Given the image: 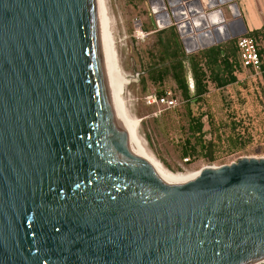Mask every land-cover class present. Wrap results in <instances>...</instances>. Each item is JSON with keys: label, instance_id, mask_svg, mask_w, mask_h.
<instances>
[{"label": "water", "instance_id": "water-1", "mask_svg": "<svg viewBox=\"0 0 264 264\" xmlns=\"http://www.w3.org/2000/svg\"><path fill=\"white\" fill-rule=\"evenodd\" d=\"M232 5L227 33L202 48L246 33ZM262 257L264 156L177 183L102 0H0V264Z\"/></svg>", "mask_w": 264, "mask_h": 264}, {"label": "rangeland", "instance_id": "rangeland-1", "mask_svg": "<svg viewBox=\"0 0 264 264\" xmlns=\"http://www.w3.org/2000/svg\"><path fill=\"white\" fill-rule=\"evenodd\" d=\"M163 1L164 7L170 14V21L167 25L160 24L158 20L155 0H102L141 112L167 171L173 175H193L204 166L230 163L241 156H264V78L261 74V67L257 70L239 69L236 72L239 83L228 85L223 90L208 83V91L204 100L193 106L196 113L213 114L220 125H231V117L239 120L238 129L244 133L243 146L231 153L227 152L224 147L217 148V159L212 163L200 157L187 160L182 156V142L186 136L184 101L171 77H166L162 84H153L145 78L146 73H144L145 67L151 61L150 51L152 52L155 47L156 30L162 28L160 26L177 25L183 21L182 17L174 15L171 1L175 0ZM192 1L197 0L175 1L178 10L186 12V19H193L196 16L188 11V6ZM201 1L198 0V2ZM201 3L205 14L216 12L218 8H221L227 21L234 19L230 7L232 3H236V0L219 2L214 7H207L204 2ZM237 17L239 18L240 15ZM226 40L223 39L221 42ZM258 42L257 39L259 53L261 44ZM262 56L264 60V52ZM186 77L190 89L193 90V79L188 69ZM163 89L170 92L169 96L174 99V105H148L146 103L147 94ZM157 109L160 112L155 114L154 111ZM203 120L204 130L207 131L206 137L209 138L212 135L210 134L211 125L208 124L206 115L203 116ZM226 129H228L227 126Z\"/></svg>", "mask_w": 264, "mask_h": 264}, {"label": "trees", "instance_id": "trees-1", "mask_svg": "<svg viewBox=\"0 0 264 264\" xmlns=\"http://www.w3.org/2000/svg\"><path fill=\"white\" fill-rule=\"evenodd\" d=\"M245 36H251L258 43L261 59V74L264 78V29L247 30ZM238 37L199 49L193 53H186L175 25H168L156 30L155 47L150 51L151 61L145 67L146 79L153 84H162L166 77H171L184 101L186 117V136L182 142V156L187 160L203 158L212 163L217 159V148L224 147L227 152H235L244 144V133L238 129L237 120L231 117V125H220L213 114L208 112L196 113L194 105L204 100L208 91V83L218 89H225L228 85L239 83L236 72L244 68L241 52L237 45ZM189 70L193 79V90L190 89L186 77ZM166 89L156 92L164 95ZM207 116L211 125L207 138L204 130L203 116ZM233 115V114H230ZM234 116V115H233ZM226 126L228 129H226ZM186 160V161H187ZM264 264V263H260Z\"/></svg>", "mask_w": 264, "mask_h": 264}, {"label": "built area", "instance_id": "built-area-1", "mask_svg": "<svg viewBox=\"0 0 264 264\" xmlns=\"http://www.w3.org/2000/svg\"><path fill=\"white\" fill-rule=\"evenodd\" d=\"M222 2H225V0H223ZM218 11L222 16L223 25H227L228 21L225 19V15L222 9L218 8ZM193 22L194 19H185L177 23V25L175 26L179 33V37L181 39L183 47L186 44L191 47L194 51H196L198 49H202V45L204 43L215 40L214 29L216 25L211 24L207 20L204 25H200V22L198 24ZM186 23L189 24V29L183 26ZM237 45L241 52V60L243 67L250 68L253 70L259 69L261 67V59L258 53L257 43L254 38L251 36H245L244 34L240 35L237 39ZM169 94V91H166V93L161 96H158L156 93H149L145 96V101L148 105L166 104L167 106H172L174 105L175 101L171 96H169ZM159 112L160 111L158 109L154 111L155 114H158Z\"/></svg>", "mask_w": 264, "mask_h": 264}, {"label": "bare ground", "instance_id": "bare-ground-1", "mask_svg": "<svg viewBox=\"0 0 264 264\" xmlns=\"http://www.w3.org/2000/svg\"><path fill=\"white\" fill-rule=\"evenodd\" d=\"M175 1H171V2H173L172 6L174 9V15L176 17H182L183 20H185L186 19V12L182 11L181 9L178 10V6H177V3ZM222 1L223 0H202L201 2H204V4H206L207 7H214L215 5H218L219 2H222ZM225 1H228V0H225ZM201 2H198V0L192 1V2H190L191 5L188 6V11L190 13H193L196 15V16L194 15L195 17L193 18L194 19L193 23L198 24L200 22V25H204V23L207 20L211 24L216 25L215 33L217 36L225 35L227 33V26L223 25L222 16L220 15L219 11L209 13V14H207V13L205 14L202 11L203 7H202ZM155 6L157 8L156 13H157V17H158L160 24L162 23L163 25H167L170 21V14H169L167 8L164 7V1L163 0H155ZM230 10H231L232 15H234V16L237 15L236 8L233 5H231ZM183 26H185L189 29V24L186 23ZM231 26L232 27H239V23L237 21L235 23L233 22L231 24ZM188 29H187V31H188ZM170 175L175 179V181L177 183H179V182H182V181L194 176L195 174H193V175H186V174H184V175H182V174L173 175V174H170ZM260 260L264 261V257H262L261 259H258L257 261H260Z\"/></svg>", "mask_w": 264, "mask_h": 264}, {"label": "crops", "instance_id": "crops-1", "mask_svg": "<svg viewBox=\"0 0 264 264\" xmlns=\"http://www.w3.org/2000/svg\"><path fill=\"white\" fill-rule=\"evenodd\" d=\"M236 3L246 30L264 29V0H236Z\"/></svg>", "mask_w": 264, "mask_h": 264}]
</instances>
